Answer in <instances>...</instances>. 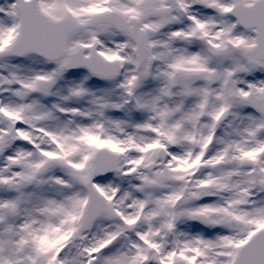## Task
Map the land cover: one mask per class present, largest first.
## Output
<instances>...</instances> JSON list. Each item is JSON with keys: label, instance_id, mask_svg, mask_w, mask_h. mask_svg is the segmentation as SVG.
I'll return each mask as SVG.
<instances>
[{"label": "snow or ice", "instance_id": "6c2138e0", "mask_svg": "<svg viewBox=\"0 0 264 264\" xmlns=\"http://www.w3.org/2000/svg\"><path fill=\"white\" fill-rule=\"evenodd\" d=\"M0 264H264V0H0Z\"/></svg>", "mask_w": 264, "mask_h": 264}]
</instances>
